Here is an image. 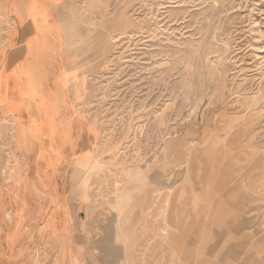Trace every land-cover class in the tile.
<instances>
[{"label":"rangeland","instance_id":"obj_1","mask_svg":"<svg viewBox=\"0 0 264 264\" xmlns=\"http://www.w3.org/2000/svg\"><path fill=\"white\" fill-rule=\"evenodd\" d=\"M21 64L86 70L96 130L75 246L32 241L37 152L0 106V193L38 207L21 264H264V0H0V83Z\"/></svg>","mask_w":264,"mask_h":264},{"label":"crops","instance_id":"obj_2","mask_svg":"<svg viewBox=\"0 0 264 264\" xmlns=\"http://www.w3.org/2000/svg\"><path fill=\"white\" fill-rule=\"evenodd\" d=\"M21 42L22 39L17 43ZM25 65L14 71H27ZM86 74V70L64 64L51 89H41L30 72L20 75V81L12 86L0 83V98L5 99L0 106L16 125L15 139L25 146L22 152H37L35 170L39 181L36 183L47 201L40 206L42 215L32 241L72 239L74 220L78 216L85 218L91 207L86 187L72 181L73 177H83L89 171L92 152L89 145L95 142L93 124L78 116V110L88 103ZM37 213V206L30 204L27 210L23 204L15 199L6 200L0 193V264H21L25 259L28 242L23 228ZM76 242L77 239L73 245Z\"/></svg>","mask_w":264,"mask_h":264},{"label":"bare ground","instance_id":"obj_3","mask_svg":"<svg viewBox=\"0 0 264 264\" xmlns=\"http://www.w3.org/2000/svg\"><path fill=\"white\" fill-rule=\"evenodd\" d=\"M254 98V97H253ZM249 103V102H248ZM247 108V107H246ZM248 111V110H247Z\"/></svg>","mask_w":264,"mask_h":264}]
</instances>
